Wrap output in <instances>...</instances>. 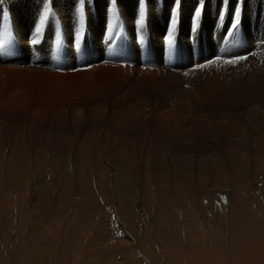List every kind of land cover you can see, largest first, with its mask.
<instances>
[{
  "label": "rangeland",
  "instance_id": "rangeland-1",
  "mask_svg": "<svg viewBox=\"0 0 264 264\" xmlns=\"http://www.w3.org/2000/svg\"><path fill=\"white\" fill-rule=\"evenodd\" d=\"M14 1L0 0V44L13 30ZM171 1L161 27L166 37L174 25L178 46L156 47L157 72L91 71L75 81L14 74L0 85V264H264V100L244 96L257 93L249 71L224 54L242 50L261 15L244 0H124L131 23L107 19L108 46L122 53L141 40L149 59L153 7ZM183 4L200 17L206 7L219 13V47L197 16L187 49ZM88 7L80 4L78 29L92 39ZM202 45L210 46L199 53ZM207 73L224 82L207 84ZM211 84L244 93L247 105L215 102Z\"/></svg>",
  "mask_w": 264,
  "mask_h": 264
},
{
  "label": "bare ground",
  "instance_id": "bare-ground-1",
  "mask_svg": "<svg viewBox=\"0 0 264 264\" xmlns=\"http://www.w3.org/2000/svg\"><path fill=\"white\" fill-rule=\"evenodd\" d=\"M8 1H12V0H8ZM23 1H25V0H15L13 2V4H14L13 9L14 10L9 11V13L13 19V30L14 31L11 29L12 31L8 34V36L7 37L5 36L7 39H6V41H3V42H5V43H3L4 46H1L3 44H0V85L5 80H10L14 76V74L23 75V74H27V73H34L37 75H43V76H47L49 78L57 79V80L75 81V80H82V79L87 78V74H89V72H91V71H93V72H91V77H97L99 75H102V74H105V73L111 72V71H132L135 69L136 70L139 69V70H141V72L150 73V72H157L160 70V69L158 70V67L155 64L156 62L154 63V61H156L155 59L159 58V56H157L158 52L156 50V47H159V49H161V51L163 53H166L165 48L168 45L166 37H163L164 36L163 32L166 29L162 30L161 23L163 21H165L167 23V21L169 19V15L172 14L170 11H171L173 5H175V2L171 1L168 4L169 7H167V8L165 7L162 10L159 8L153 7V9H154V13L152 12L153 18L149 22V23H152L153 29L148 26L149 27L148 31L153 35V39L149 40L147 42V44H149L148 45L149 46V49H148L149 53L146 52V50H147L146 48H148V47L144 48V49H146L145 53H147V55L148 54L150 55V58L146 59L144 57H141V52L143 51L142 50L143 42L141 40H139V41H132L131 40V43H129L130 40H128L129 46L126 47L123 50V52L121 53L120 50H118L115 46H114V48H110L108 46V44L110 43L109 37L107 36V34L103 35L104 34V32H103L104 27L107 26V25H105V21L107 22V19L110 22V20H111L110 18L114 19V18H118V17L120 18V16H122V18L125 20L124 24L126 26H128L131 23L128 12L123 11V7H124L123 1L124 0H96L95 3H92L93 1H89V0H86V1L85 0H56V1H52V3H50V2L48 3L46 1L47 4L45 2L39 3L36 0H27V1H29V5H26V4L23 5V3H24ZM87 1H89L88 2L89 4L87 3ZM127 1H129V0H127ZM237 1H239V0H234V2H237ZM244 1H245V5L250 1L248 8H251L252 6H254L256 8V12L261 15V19L259 18V29H257L253 35H249V36L244 35L243 38H241L243 41L241 43L244 46L240 52L234 53L231 51V52H225L224 54H226V55L228 54V57H230V58H231V56H233L234 59H235V56H238L239 63L242 66L246 67L249 71L248 76L250 77V82H249V85L247 87L256 86L257 93L252 95L251 94L252 90H251V92L245 90L247 92L246 94H244V93H238L237 94L238 91H235V90L232 91L230 89V87H229V90L232 91L231 93L229 92L228 89L226 90L222 86L214 87L215 83L218 84V82H221V81L224 82V80L221 77L220 79H222V80L220 81V79L217 78L215 76V74H208L207 73L206 77H204L205 78L204 81L207 82V84L214 83V84H211L212 87L209 89V93H210V98L212 100H214L215 102H216V100L218 101L220 99H223V101H224V99H225V101L228 104L239 103L241 105L242 102L240 100H242L241 98H242L243 94L245 97H248L247 99L251 102L253 101V100H251V97L258 98L260 100H264V32H262V31H264V5H263L264 0H244ZM45 4L48 7L47 9L50 10L51 16L49 18V22L46 23L47 24L46 29L41 30L42 29V25H41V27L39 26L40 27L39 32H37V31H35L36 29L33 30L34 29L33 26L35 25L40 14L42 13ZM80 4H82V6H83V4L86 6L87 5L89 6L88 7L89 8V16H88L89 19L87 18L88 19V27L93 29L96 32V35H94V34L92 35V36H94L92 39L89 38L88 34L84 35L83 30H81L79 32V29H78V20H79V15H80L79 10H83L82 8H79ZM22 5H23V8L21 7ZM2 7L3 6L0 3V19H1V15H2L1 14ZM235 8H237V6ZM47 9L45 8V12ZM181 10H182V12H181V29H183V28L186 29L187 27L190 26V22L194 21V18L196 21L198 15H195V13L193 12L194 10H191L189 8V5H187V4H183L181 7ZM36 11L38 12V15L35 17ZM50 12H49V14H50ZM247 12H249V11L245 8L243 10V14H245ZM43 16L41 18H43ZM83 16H81V17H83ZM218 16H219V13L215 12L212 8L209 9L208 7L205 8L202 17L198 16L201 19H204V20H200V21H202V23L206 22L205 23L206 24V30H208V32H210L211 35H213L212 41H209V44L212 43L213 45H215L217 47H219L218 43H220L221 39L223 38L222 37V35H223L222 31L217 32V29H216V27L218 26L217 25ZM178 17L179 16L177 15V18ZM255 20H256V18H255ZM136 21H134L133 23L135 24ZM8 22H9V20H8ZM115 22H117V21H115ZM3 23H4V20H3ZM246 24H248V23H246ZM56 25L60 28L57 29ZM110 25H108V26H110ZM35 26L37 28V25H35ZM44 26H45V24H44ZM108 26H107V28H108ZM139 28H141V27H139ZM181 29H180V31H181ZM193 29H194V26H193ZM192 32H193V30L191 31V27H189V29L184 30L181 33V35L183 36L182 42L187 47V49H189L190 51H192V48H194L192 45L193 40L188 39L187 34H192ZM107 33H108V31H107ZM198 33H199V30L196 33L194 32L193 34L198 36ZM174 34H175V32H174ZM110 35H112V34H110ZM176 36H178V34ZM214 37L217 39H214ZM33 40H35L36 42L33 43L32 42ZM92 41H94V43ZM90 42H92V43H90ZM196 42H197V40H196ZM174 44H175V42H174ZM242 44H240V45H242ZM92 45H94V46H92ZM203 45H202V47L199 46V48H198L199 53L205 52L210 46V45H207V46L205 45V47H203ZM177 46L173 45V47H177ZM111 47H113V46L111 45ZM118 47H119V44H118ZM92 48H94V51H92L93 55H91L92 52L91 53L89 52V50ZM96 48L100 49L99 52L95 51ZM195 48H197V47H195ZM172 49H176V48H172ZM108 50H112V52L109 53ZM179 50H181V49H179ZM181 51H179V52H181ZM196 51H197V49H196ZM196 51H194V52H196ZM213 51H216V52L221 53V54L223 53V50H213ZM235 51H239V50H235ZM88 52H89V55H87ZM176 53H177V51H176ZM185 53H187V51H185ZM241 55H244V56H241ZM213 58H214V56H213ZM214 60L215 59H213L211 61L217 63V60L216 61H214ZM139 62H140V64H142V66L139 65ZM205 62H206V60H205ZM205 62H204V64H207ZM207 62H209V61L207 60ZM158 63H159V61H158ZM152 64L154 65V67L151 69V67L153 66ZM209 64H211V63H208L207 67H204L205 71H206V69L210 70V71H214V70L217 71L218 70L216 68L217 66H214L213 63L211 65H209ZM231 65H229V66H231ZM136 66H138L139 68H136ZM149 66H151L150 69L148 68ZM234 69H235V67H234ZM239 71H240V69L238 70V72ZM197 72H195L196 75L199 73V72L198 73ZM203 73H205V72H203ZM227 76H229V75L227 74ZM234 79H236V78H234ZM234 79H233V82H234ZM196 83H198V82H196ZM228 83H230V82H228ZM200 86H201V84H200ZM206 86H205V88H207ZM243 89H244V87H243ZM206 92L208 93V91H206ZM202 93H203V91H202ZM235 93L237 95L232 97L233 94H235ZM194 96H196V94ZM237 99H240V100L237 101ZM257 101H259V100H257ZM244 103L247 105L246 102H244ZM199 107H197L198 110H202V111L205 110L204 108H199ZM202 111H200V112H202ZM216 113H218V112H216ZM237 117L238 118L241 117V112L237 113ZM263 142H264V140H263Z\"/></svg>",
  "mask_w": 264,
  "mask_h": 264
},
{
  "label": "snow or ice",
  "instance_id": "snow-or-ice-1",
  "mask_svg": "<svg viewBox=\"0 0 264 264\" xmlns=\"http://www.w3.org/2000/svg\"><path fill=\"white\" fill-rule=\"evenodd\" d=\"M194 23H195V18H194ZM36 31L39 32V29H37ZM174 32H175V27H174V25H173V26H171V31H170V32L168 33V35L166 36V40H167L168 44H172V42H173V34H174ZM32 42L35 43L36 41L33 40Z\"/></svg>",
  "mask_w": 264,
  "mask_h": 264
}]
</instances>
